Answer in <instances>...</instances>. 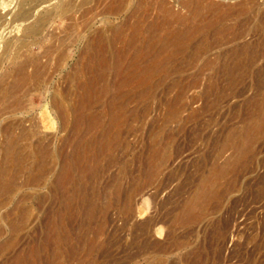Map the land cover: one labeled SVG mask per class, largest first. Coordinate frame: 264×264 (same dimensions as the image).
I'll return each mask as SVG.
<instances>
[{"label":"rangeland","instance_id":"rangeland-1","mask_svg":"<svg viewBox=\"0 0 264 264\" xmlns=\"http://www.w3.org/2000/svg\"><path fill=\"white\" fill-rule=\"evenodd\" d=\"M14 1L15 0H0V11L2 12L5 11L6 13L8 9H11V13H8L5 15V23L0 24V34H2V37L0 38V50H1L0 55L2 57L0 56V58L3 59L2 68L0 69V73L6 69L10 71L11 70L10 67H12L10 66V63H8V62L12 63V60L9 59L10 55L7 56V54L2 53L4 52L3 47L5 46L3 45H5V41L7 37L12 40H14L15 38H18V39L22 38L23 25H26L29 22L31 23L34 20V17H36V14L38 15L37 11L39 12L38 10L39 7H37L33 10L32 16H30L26 20L24 21L18 20L19 22L13 21L12 23L11 20H13V18L10 16H13L12 15L13 11L16 10V3L15 5H13ZM59 1H62V0H49L50 3H56V4H58ZM102 1L104 3V6H102ZM110 1L109 0H73L74 8L72 10L74 13L72 11L69 13V15L72 17L73 25L68 24L69 19H67V17L66 18L62 17L64 18L63 20L61 19L59 15L54 14L52 18H50V20H48V22L40 30V32L36 36H34L35 38L32 37L34 40H32L31 37L30 39H27L29 37L26 38L27 40H29V42L31 40L30 42L31 44L29 43L27 47L29 48L27 49V53L29 55L31 54V56L33 55L34 56L36 55V57L38 56V59L40 57L39 59L41 60L40 62L44 63L42 61H45L46 63V64L45 63L43 64L44 67L45 65L46 67L42 69V70H45L43 73L44 75L42 79L40 77H39L40 79L38 78L39 81H41L40 87L39 88L30 87L29 93H27V96H25V101L22 103V105L17 106L15 110H13L14 114L12 115L4 114L3 115L2 124H5L10 121H17V126H15V129H14L15 132H18L19 129L22 127L29 128V129L31 128L35 129L38 133V136H40V138L43 139L44 144L48 145L49 147H53L54 149L56 148V150L58 147L60 148V149L58 148V153L61 152L60 153L61 155L58 154V156H59V159L61 157L63 159L61 158L62 160L60 159L59 161L58 159L56 160L54 167L52 168L51 172L48 174V179L46 180L45 184L41 185L40 187H33V189H35L33 190L34 192H32L33 195L28 199L29 200L28 203L32 205L30 220L28 221L27 226L24 227V229H22L20 232H18L17 246L14 250L13 255L16 254V252L23 253L26 251L25 248L28 249L30 246L37 245L40 248V250L43 248L42 251L44 250L43 252H46L44 254L42 251H41L42 253H40L39 251L38 252L39 257L42 256L41 258H44V256L45 257L50 256L51 254H53L52 247H53V244L55 243L56 238L61 239L60 237L61 233L63 234L64 232L66 233L67 231L68 233L66 234L68 235L69 242L71 240V242L77 243L79 245L80 243L81 244L86 243V240H87V243L88 242L92 243V240H94L92 243L94 245V249L92 251L85 252L84 250H79V252L77 251L75 253L76 255L74 256L78 259L81 258L84 260H89V261L91 260V262L93 261L94 264H155L156 262H161V264H264V137L254 142L255 154L251 158L250 162L245 167L241 169L239 168L238 170L235 163L230 165L231 166L230 170H228L227 174L225 175V177L227 176L228 178L224 177L223 179L220 180L221 182L219 184V192H222V193L221 195H218V198L215 199L217 203L214 200L215 204L211 202V204L207 206L206 208L207 211L205 210L206 212H204L203 214L204 217L201 216L199 218L200 220L198 219L197 222H194L191 224H185V223L183 224L175 223L174 224L173 222H171L172 217H174L175 213L179 211V209L181 208V205L186 200V197H188L191 193H193V191L195 190L194 187L196 188L198 186L196 184H199L198 181L201 180L202 178L201 176L203 175L205 176V174L208 173V170L210 169H207V168H209V166L211 168V166H213V163L214 165H218V163L220 164V162L223 163V161L226 160L225 158L229 159L228 156L232 155L231 154L232 150H230V148H224L223 150H219L220 142L223 140L222 138H224L223 136H225V133L231 130L232 127L239 126L245 120V118H248L251 115L250 113L252 112V109H250L252 108L251 105H253V102L255 101V99L260 96L261 90H264V52L261 53V55L257 56L256 61L254 60L255 61L254 64L252 66L250 65L248 72H246L247 71L246 70L242 73V75H239V73L238 74L236 73L237 75L234 74L231 80L232 82L228 83V80L225 81L226 79L223 78L222 76L221 78L220 74L218 73L214 74L213 72H211L209 67H207L206 65V61H205V64H203L204 63L203 60L204 59L206 60L207 59L206 57H209L206 55L207 53H210L212 51L213 55H217V53L219 52L218 50L222 48V45H224V44L221 45V41L219 39L214 38L211 35H209V37H207L208 35H202L201 36V39H203V42H202L198 40L200 39L199 37L200 35H196L197 37L194 36L193 38H190L188 40L187 44L184 46V49L182 48L180 49V51L176 50L177 52L174 51L175 54L174 52L171 53L174 55H171V54L168 55L169 50H170L169 49L170 44L168 43L166 44L169 47V48H166L168 50L164 49V51L165 52L167 51V52L165 53L163 51V55H161V56H164V55L167 56L165 59H163V63H162L163 64L162 70L164 73L162 72L160 68L150 78L151 81H154L156 79L159 80L163 76L160 79L161 81L160 80H159L160 82L154 81V85H156L158 82L156 87L153 85L152 88L143 90L142 86L138 84L137 80L125 82L126 77L121 78V76L120 77L118 76L120 75L119 74L120 72L122 76H125L124 71L118 72L116 70V65H115V58H116L115 56L117 55L118 52L122 50L124 45H122L123 43H121L122 41L120 42V39H115L113 36H110L112 35V33L110 34V32H112L111 31L112 29L110 28H113L114 24L117 25L118 22H121L123 24L124 21L122 22V20H124V18L128 14V11H130L132 7L126 8L125 6H123V8L120 9L121 11L119 12V14H112L111 9L110 8L108 9V6H109L108 4H110L109 3ZM133 1L135 2V0ZM258 1H259V7L261 5L260 8H262L260 9L261 11L264 8V0H258ZM174 3L177 4L176 1ZM105 8L109 10L108 12V10L106 9L107 16L106 14L104 15V13L106 12ZM124 12L126 13V15ZM8 22H10V24H8ZM19 23H22L23 25H19L20 27H18ZM49 23L51 24L49 25ZM121 23L118 24V26L121 25ZM105 27H107L108 30ZM12 28L14 30H12ZM96 29L97 31H95ZM107 31L108 32L110 31L109 34H107ZM15 34H17V36ZM91 34H94L95 37L94 35H91ZM99 35H101L103 38L107 35L104 38L105 43H103L102 46L93 45L94 43H92V40L95 38L97 39ZM263 35L264 33L258 32L254 36H247V38L245 39L255 45V43L257 44L259 43ZM108 36H110L111 38L110 37L108 38ZM195 37L198 39H196ZM202 37H205V38H202ZM10 39H7V40H10ZM216 39H217V43H216ZM193 40H195V43H197V45L200 42L202 46L200 45V43H199L200 46H197L195 43H192ZM204 40L205 41L207 40L209 42V45L210 43L211 45L209 46L208 42L206 44ZM219 41L220 43H218ZM32 42H35L36 44L35 43L33 44ZM42 43H43V46H41ZM191 43L193 45L195 44L197 48L193 45H190ZM204 44H206L207 46ZM44 45L47 46L46 48L51 50L48 57L43 54V49H46ZM203 45L205 46V48L211 47V50L209 49L207 51L206 49H203L204 48ZM94 46H96L97 49ZM188 46H190L191 48H188ZM192 46L197 49V50L195 49L193 50V51H196V53L200 49H201L200 51H203V50L204 51L198 54H196L195 52L193 53V51L190 52V50L193 49ZM14 47L15 48H13L12 50L13 53H11V55L16 53V50H17L18 55L20 54V56L23 52H26L25 47L23 48L21 47L23 49L21 50L22 52L20 51L21 48H19L18 46L17 48L19 50L16 49V46ZM101 48L103 51L101 50ZM255 49L259 50V45ZM61 50H63L65 54L64 60L61 62L60 65H57L56 64L57 59L55 58V56L57 57L56 55L57 52H60ZM185 50H188V51H186L185 53ZM220 50L222 51L223 48ZM96 51L99 52V55L96 53ZM100 51L102 52V54H100ZM86 52L88 53L87 55L85 54ZM205 52L206 54H204ZM188 53H190V55ZM129 54L125 55L127 56V59H125V56L122 57L121 64L122 63L123 64L121 67L123 68L130 67L131 62L129 61V58H130ZM184 54L186 56L185 58L189 59L188 61H185L186 59L184 58ZM109 55L110 56L112 55L113 57L112 56L110 57ZM106 56H109L107 57L108 59L106 58ZM148 56L150 57L151 53H149ZM88 57H89V61L90 60L92 61L91 63L87 61ZM102 57H104V59L107 60V64L101 67L106 68L107 70L106 69L100 70L101 67L99 63L101 60H103ZM172 57L173 58L175 57V60L172 59ZM181 57H183L182 58L183 60L185 59L184 60L185 62L182 61V59H180ZM20 58H22V56L19 57V60ZM79 58L80 59L86 58V61H84L85 63L83 62V60H79ZM78 60H79V63L82 62V65L86 64L87 66L90 63V65L92 67L94 66V68L97 66L96 70L94 68L92 69L90 65H89L90 69L84 68L86 67L84 65H83L84 67L81 68L82 65L81 63L79 64L77 62ZM108 61H111L112 63ZM169 61H171L170 63L176 61L175 65L177 64V66L175 68L174 67L172 68V65H174V63L171 65ZM177 61L179 62L182 61V62L179 63ZM137 62H138L136 63L137 65L135 64L134 66L136 68H138V66L141 67L142 64L143 65L145 64V61L143 60H138ZM126 64H130V65L126 66ZM6 65H8L9 67ZM74 66L77 67V69H75ZM106 66L108 67L110 66L111 68L110 67L108 68ZM78 67L80 68L78 69ZM113 67L115 68V70ZM142 67L140 69H142ZM201 67H204V68H201ZM205 67L207 68L205 69ZM251 67L253 70L251 69ZM71 69H74V71H72ZM172 70L175 73H173ZM98 71H101V72H98ZM110 71H112L113 73L112 72L110 73ZM115 71L118 72V75L115 74L116 73ZM70 73H72L74 77L73 76L70 77L72 75ZM87 73H88V77H86ZM76 74L77 76L79 75L80 78L82 77V79H84V80H81V82L82 81L85 82L86 78L89 81L90 79H92L91 80L92 82L89 83V81H87L85 83L84 82L80 83L79 77L78 78L75 77ZM83 74H85L86 76ZM116 76H118L119 79ZM105 77L108 81L107 80L104 81ZM210 77L211 78L213 77V84H214L213 86L215 88L213 86L212 88L214 89L210 88L209 82L210 80H212V79H209ZM72 78L76 80L79 79L78 81L74 80L76 81L77 88L76 87L74 88L76 84L73 82ZM100 78H101V81H100ZM102 78H103V81H102ZM112 78L113 80H111ZM166 79L169 80V82ZM117 80H119V82ZM164 80L167 83L164 82ZM238 80L239 82L237 83ZM109 81L111 82L114 81V82L112 84ZM72 82L74 86L72 85ZM120 82L122 83L119 84ZM134 82H136L135 83L136 85L134 84ZM233 82L235 85L233 84ZM93 83L96 84V86ZM105 83L107 85H105ZM109 83L112 85H110ZM116 83L119 84L118 85L119 89ZM225 83L228 85H226ZM67 84L69 85L67 86ZM80 84L83 86H81ZM88 85H93L94 87L92 88L91 86L89 88ZM106 86L109 91L113 90L112 91L113 96L111 94V91L109 95L107 94L108 90L105 89ZM69 87H71V90L72 89L74 90V91L73 90L71 91L72 93L75 92L74 94L76 95V92H78V94L76 96H73L71 92H68V90L70 91ZM85 87H87L88 89H92V90L96 89V91H98L97 94L100 92V94L98 95H101V97H99L96 94V91H94L95 94H93L94 92L91 90L90 92L92 93V95L90 96L91 99H89L90 101L87 99L90 103H85L87 102V100H85L86 99L85 97L87 96H85L84 93L85 91L88 90ZM54 88L56 89V91L57 90L60 91L62 88L61 90L62 92L61 91L60 92L64 94L65 97L67 96V100H72L73 103L75 102L78 103L80 101V103L77 104V106L80 104H81L80 106H82L80 108L81 115L83 116V118L81 119V125L83 126L85 125V128L87 126L86 128L87 131H85V129H83V126H81L80 124L78 125V128L80 127L79 128L80 130L77 131V133H76V129L78 130L77 127H75V129L72 127L69 129L67 128L66 130H60L57 128L58 118H56L57 116H55V113L53 112V107L50 106V104H52V101H51L52 93L56 92ZM66 88H67V91L65 90ZM79 89L82 91H80ZM221 89H224L225 91L223 90L221 91ZM114 90L117 92H114ZM165 90L166 92H164ZM118 91L120 93H118ZM123 91H126V92H124V94L122 95L121 93H123ZM137 91H138V94L141 96L137 97L138 95L136 94ZM139 91L142 93H139ZM66 92L68 93L70 98H68V95ZM223 92L224 94L227 93L226 95H224V97H223V94L222 95L220 94ZM181 93L183 94L181 95V97H176L180 95ZM216 93H219V96L218 94L214 96ZM95 95L98 97H96ZM104 95L106 96L108 95V96L106 97ZM94 96L96 97V99ZM111 96L113 98H111ZM114 96L115 97L118 96L117 98H115L116 101L114 99ZM126 97H128L127 100L125 99ZM219 97H221L222 99H220ZM77 98H80V100ZM129 98L130 100H128ZM124 99L127 101V103L125 105H122L124 103L123 102ZM217 99H219L220 101ZM100 100H101V106L97 107L98 103H100L99 102ZM111 100H114L112 103L114 104L116 111L120 115L119 120H118L119 122L115 124L116 126L115 125L109 126L108 124V121H109L108 118L110 116V111H108L110 110V107L108 106L109 104L108 102H110ZM137 100L140 102L137 103L138 102ZM161 100H163V102H161ZM170 101L172 104H174L173 102L175 101L176 103L174 104V106L176 107L180 106L181 111L178 109L180 113L177 112L178 114L174 118L167 119L165 122L164 120L166 118L165 117H164L165 119L162 118L163 117L162 115L164 113L166 114L167 109H168L167 106H169ZM69 102L70 101H68L67 103ZM84 103L87 105L89 104V105L88 106L86 105L85 107ZM132 104L135 107H130ZM148 104H149V107H148ZM163 104L166 107L163 106ZM180 104L183 105V107ZM91 105L94 107V109H96L95 111L94 110L91 111L92 109ZM89 107H91V109H89ZM164 107L166 108V112L164 110L165 109ZM84 108L86 109L87 113L90 111L88 115L86 114V112H84L85 111ZM43 109H45L48 112L49 118H51L54 121L53 128L46 127V121L43 119V114H42L44 111ZM104 109H106V111L109 113L108 117H107L108 113L104 111ZM127 110H128V114H127ZM143 112L145 113V115ZM96 113L98 116L102 117L101 124L100 125L98 124V126L90 124L92 127L90 129L88 128L90 125L89 124H88L89 126L86 125L89 122L86 119L88 118L89 115L91 114L96 115ZM131 114L133 116H131L130 118ZM139 114H142L141 115L142 117H140ZM74 116L75 114L73 112L70 115V121L74 119ZM131 120L133 121V123ZM104 121L108 125L107 124L105 125ZM126 121L129 123H127ZM103 124L105 125L106 130H110L111 133H113L114 131L115 134H114V137L112 134V137H113L112 139L110 136V139H109L110 142L108 143L109 147H105L104 149H101V147H98L97 144H99L98 141L99 140L101 141V138L104 135L103 134L104 133ZM132 126H134V128ZM125 128H126V131H125ZM157 128L161 130L158 131L159 129L157 130ZM72 129H74L75 131L71 132ZM81 129L84 130V132H82ZM116 129L117 131H115ZM100 130H103V131H100ZM153 131L158 132L159 134L155 138H153L155 136V133ZM79 132H81L82 134ZM152 132L154 135H152ZM150 133H151V136H150ZM98 134L101 135V138L96 137L98 136ZM89 136L90 138H88ZM92 138L95 139L94 142H96V143L92 142L93 145L92 143H90ZM154 139L158 141H155ZM0 140H2L1 136H0ZM33 140H35V137L33 138ZM68 140L70 142H68ZM65 141L66 143H63ZM166 142L167 144H165ZM86 144H88L90 147ZM123 144H124V147L121 148ZM152 144H153V147H152ZM158 144H160V146ZM149 145L151 147H149ZM165 146H166V149H165ZM117 147L118 148L120 147L121 150H116L118 149ZM98 149H101V150H98ZM162 149L163 150L165 149V151H163ZM73 150H75L74 151L75 153L73 152ZM76 150H80V152L82 151V154ZM155 150L159 153H161V151L163 153L165 152V156L164 154L163 156L166 157V161L164 160L165 158H162L161 160L162 164L160 163V166L157 168L158 170L156 169L155 171H153L151 170L152 168H149L147 171H150L152 173L155 172V173L154 174L151 173V176L149 173H147L143 177L142 174L144 175L147 172L146 169L148 167H152L153 162L155 161V159L158 158V157L154 159L151 158L152 157L151 155ZM149 151L151 152L149 153ZM218 151H222V152L220 153ZM111 152L113 153L111 154ZM157 152H155L156 155L158 154ZM217 152L219 153V155ZM68 153H70L69 154L70 158L74 156L76 158L74 157L75 159L72 158L70 160ZM73 153L75 155H73ZM98 153L100 154L98 155L100 156L99 158L97 156ZM87 154L91 156L92 159L91 157L88 158ZM92 154H94L98 158V161L95 160L96 162V163L94 162L95 164L93 163V160L97 158H94V155L92 156ZM62 155H64L65 158ZM108 155L111 156L109 157L110 159L106 158L108 157ZM78 157H81V158H78ZM85 158L88 159L90 163H92V164L89 163V165H91L92 167L86 166ZM145 158L147 159L146 161L144 160ZM105 159L108 161H105ZM74 160H76L77 163L79 164H77ZM61 161H63V165L66 164L65 166H68L67 172H69L62 179L63 181V182L61 181L62 183L56 181L57 172L60 171L62 167ZM71 161H74L75 164H73V162ZM103 163L104 164L110 163V164L108 166L107 165L105 166ZM74 165L77 166L78 170L76 166ZM79 166L82 168L84 167L90 168V169H86L85 171L87 173L93 172V175L91 173V176L88 177V180H87L86 176H89L90 173L89 175H87L86 172L84 171L85 168L81 170L82 168L80 169ZM104 167L106 170L104 169ZM97 168L99 171L101 169L103 170H101L98 173ZM74 169L77 171H75ZM124 169H127V170H124ZM82 171L84 172V174ZM78 172L79 174L82 172V177L80 178L78 177L79 176ZM95 173L96 174L98 173L97 176H95L96 175ZM75 174H78V175H75ZM155 174L156 176L153 177V175ZM67 176H70L69 179L66 178ZM49 177L51 178L49 179ZM22 179L23 178L20 177L19 182H23ZM79 179L81 180L82 183L80 182ZM226 179H228L229 181ZM225 181H226L225 185L227 186L224 185ZM79 182H80V185H79ZM115 182L116 183L118 182V185ZM145 182H148V183H146L145 185ZM227 182L228 183L230 182L229 184L231 185H229ZM139 183L140 185H138ZM60 184H63L66 187L61 185L63 186V188L58 189V187L59 188L61 187ZM115 185H117V187L119 188L117 189ZM86 187H90V188L87 189ZM141 187L143 189H141ZM65 188H66L65 193L67 195L63 194ZM73 188L75 189V191L71 190ZM49 189L51 190V192H53V195L52 193L49 192L50 191ZM69 189L73 192L77 191L78 194L76 193L77 194L76 195V194L71 193ZM89 189L90 191L88 193ZM99 189H100V192H99ZM133 189H136L137 192L135 191L136 193L134 195L131 208L129 209V211H126L124 209V204H125L124 202L126 201V196L129 193V191ZM29 191H30V188L28 187L18 188L17 191H15L12 194L11 198L4 201V203L0 206V214L5 215L6 214L5 212L13 210L14 207L21 202L20 201L21 196L27 194ZM120 191H121V194H120ZM60 192L61 193L63 192L62 193L63 199L61 198ZM87 193L88 194L91 193L90 199ZM94 193H96V195H94ZM58 194H60V196H58ZM71 194L74 196V198L75 196H77V198H75L74 200H71L73 198ZM64 195L67 196V199L65 198ZM99 195H100V198H99ZM55 196H56V199H55ZM69 196H72V198H69ZM92 198L94 199V202ZM53 199L54 201H51ZM106 199L108 202H106ZM69 200H71L72 202ZM59 201L61 203H59ZM68 203L70 205H68ZM105 203H107V205H104ZM109 204H111L112 207H110L111 205L109 206ZM101 205L104 206L105 210ZM70 207L72 209H70ZM119 208H121L122 211L121 209L118 210ZM75 209L76 210L80 209V210L78 212H75L76 211ZM62 210L64 212H62ZM69 211L71 212V216H73L75 220L70 216ZM83 211L86 213H83ZM67 212L69 215L67 214ZM87 212H90V213H87ZM58 213H60L61 215H59ZM80 214H83V215L79 217ZM87 214H88V217H87ZM63 215H65L66 218ZM74 215H76V217ZM57 216L58 217L61 216V218L62 217L63 218L62 219L60 217L57 218ZM155 217L159 219L160 221L156 223L155 226L154 225L152 226L151 221ZM50 218H51V222L48 221L50 220ZM161 218L163 219L162 220L163 222H161ZM4 221H6V219ZM100 222H102V224ZM1 223L3 224V226H2V232L0 233V241H3L5 240V238L9 236L10 231L7 228L8 225L4 223L3 220ZM50 223H53L52 227ZM149 223L151 224L152 229ZM172 223L174 224L173 226H172ZM58 225L60 226L58 227ZM61 226L63 229L65 228L64 232L63 230H61ZM158 226L159 228H157ZM97 227L100 229L97 230L98 229ZM46 228H48V230H46ZM50 229L52 230V232H50ZM156 230L157 231L159 230V231L157 232ZM72 231L74 234L77 233L75 235L76 238H74L75 237L74 234L72 236ZM96 231H98L99 234L98 232L95 233ZM48 232L50 233L48 234ZM83 233L85 235H81ZM48 235L51 237V238L49 237L50 239L48 238ZM46 237H47V241H46ZM52 239H54L53 240L54 243L51 242ZM88 240H90L91 242ZM62 242L63 244L65 243V241H62ZM157 252H158V255H157ZM195 253H198V257L194 256V255H197ZM193 257L196 260L193 259Z\"/></svg>","mask_w":264,"mask_h":264},{"label":"bare ground","instance_id":"bare-ground-1","mask_svg":"<svg viewBox=\"0 0 264 264\" xmlns=\"http://www.w3.org/2000/svg\"><path fill=\"white\" fill-rule=\"evenodd\" d=\"M110 1V0H109ZM112 1V2H111ZM108 4V9L110 8L111 9V12L112 14H119V12L121 11L120 9L123 8V6H125L126 8L128 7H132L130 9V11H128V14L126 15V17L124 18V20H122L123 24L121 22H118V24L121 23V25L118 26L114 24V27L113 28H110L112 29L110 32V34L112 33V35L110 36H113L115 39H120V42L123 43L122 45L123 48L120 52L115 53V65H116V70L119 72V71H124V74L125 76H122L121 75V72L119 73L120 75H118V72L115 71L116 75H118L119 77L121 76L122 77H126V80L125 82L127 81H134V80H137L138 81V84L142 86V89L145 90V89H148V88H152V86L154 85V81H159V80H154V81H151L150 78L152 77V75L158 70L161 68L162 70V66H163V59H165L167 56L164 55V56H161L163 55V51L164 49L166 48H169V54L170 55L172 52L176 51V50H179L180 49H184V46L187 44L188 40L190 38H193L194 36L196 35H200V39H198L199 41H202L203 42V39H201V36L202 35H208L207 37H209V35L213 36L214 38H217L221 41V45H222V48L223 50L221 51L220 49L222 48H218L219 50V54L217 53V55H213V52L211 51L210 53H207L206 52L210 49L211 50V47H206L204 45L207 44V40L205 41L206 44L203 45V49H206L205 53L207 56L209 57H206L207 59L203 60L205 64V61H206V65L207 67H209V69L211 70V72H213L214 74L215 73H218L220 74V77L222 76L223 78H225L224 80L227 81L228 80V83L232 82V78L235 75H237L239 73V75H242V73L244 71L248 72L249 68H250V65L252 66L254 64V62L256 61V58L257 56L261 55V53L264 52V35L262 36L261 40L259 41V43H255V45L253 43H251L250 41L246 40L245 38H247V36H254L255 34H257L258 32H261V33H264V8L263 10L260 11V7H259V1L258 0H135V2L133 0H111ZM177 2V4H175L174 2ZM15 5L16 3V10L13 11V16H10L13 18V20H11V22L13 23L14 22H19L18 20H21V21H24L26 20L27 18H29L30 16H32V13H33V10L37 7L39 12L37 11L38 15L36 14V17H34V20L30 23H27L26 25H23L22 23H19L18 24V27H20L19 25H23V36L22 38L18 39V38H15L14 40L10 39L7 37V39H10V40H7L5 41V47L1 46L4 48V52L2 53H5L9 56V59L12 60V63L11 62H8L10 63V67L11 70L8 71L7 69L4 70L3 72L0 73V136L2 137V140H0V206L4 203V201H6L7 199L11 198L12 194L17 191L18 188L20 187H28L30 188V191L21 196L20 198V203L17 204L13 210H10L8 212H5L6 214L3 215V214H0V233L2 232V226L3 224L1 223L2 220L4 223H6L8 225V229L10 231V234L7 238H5V240L3 241H0V264H94V262L91 260H84V259H81V258H76L74 257L76 254V252L79 250H84L85 252H90L94 249V245L92 244L94 240H92V243H87V240H86V243L84 244H77V243H74V242H70L68 241V235L66 233H68L66 231V233L64 232L65 231V228L63 229L62 225L61 226V230H63V234L61 233L60 237L61 239H57L55 240V243H54V239L51 240V242H53V247H52V252L53 254H51L49 251V254L50 256H44V258H41L39 257L38 255V252L40 251V253H42V249L40 250V248L35 245V246H30L28 249L25 248V252L23 253H18L16 252V254L13 255L14 253V250L17 246V235H18V232H20L22 229H24V227L27 226L28 224V221L30 220V216H31V204L28 203V199L33 195L32 192H34L33 190V187H40L41 185L45 184L46 180L48 179V174L51 172L52 168L54 167L55 163H56V160L58 159V161L62 158L59 159V155H61L60 153V150L58 153V148L56 150V148L54 149L53 147H49L48 145L44 144L43 142V139L40 138V136H38V133L35 129L31 128H20L18 132H15L14 129H15V126H17V121H10V122H7L5 124H2V120H3V115L4 114H9V115H12L14 114L13 113V110H15V108L19 105H22V103L25 101V96H27V93H29L30 91V87H34V88H39L40 85H41V81H39V79L43 78V73L45 70H42L44 67V63L45 61H42L44 63H41L38 59V56L36 57V55L34 56H31V54L29 55L27 53V48L29 43V40L27 39H30V37H34L36 36L40 30L44 27V25L48 22V20H50V18H52V16L54 14H57L61 17V19L64 20V18L62 17H67V19H69V23L70 25H73V20H72V17L69 15V13L72 11L73 12V8H74V4H73V0H62V1H59L58 4L56 3H50L49 0H15L13 2ZM47 3V4H46ZM27 5V7H26ZM102 6H104V3L102 1ZM106 6V5H105ZM14 7V6H13ZM13 9V8H12ZM107 8H105L106 10ZM107 9V10H108ZM107 10L106 12L104 13V15L106 14L107 16ZM127 11V10H126ZM109 12V10H108ZM110 12V13H111ZM8 13H11V9H8L7 12L5 13L0 11V24L2 23H5V15L8 14ZM74 13V12H73ZM72 13V14H73ZM111 14V15H112ZM34 15V14H33ZM109 15V14H108ZM114 16V15H113ZM56 18V17H55ZM54 18V19H55ZM60 19V20H61ZM66 19V20H67ZM75 19V18H74ZM62 20V21H63ZM111 20V19H110ZM121 21V20H120ZM75 22V20H74ZM108 22V21H107ZM26 23V21H25ZM8 24H10V22H8ZM51 23H49L50 25ZM11 26V25H10ZM15 26V24H14ZM13 26V27H14ZM90 27V26H89ZM17 28V27H16ZM107 28V27H105ZM20 29V28H19ZM12 30H14L12 28ZM17 30V29H16ZM100 30V29H99ZM103 30V29H102ZM106 30V29H105ZM108 30V28H107ZM19 31V30H18ZM94 31V29H93ZM97 31V29L95 30ZM101 31V30H100ZM109 32L107 31V34H109ZM16 33V32H14ZM18 33V32H17ZM93 33V32H92ZM95 34V33H94ZM94 34H91V35H94ZM98 34V33H97ZM105 34V32H104ZM103 34V35H104ZM260 34V33H259ZM13 35V33H12ZM17 36V34H15ZM40 35V34H39ZM45 35V34H44ZM43 36V35H42ZM107 36V35H106ZM105 36V37H106ZM108 36V38L110 37ZM2 37V34H0V38ZM29 37V38H27ZM44 37V36H43ZM90 37V36H89ZM93 37V36H92ZM95 37V35H94ZM104 37V38H105ZM4 38V36H3ZM27 38V39H26ZM35 38V37H34ZM42 38V37H41ZM104 38L99 35V37H97V39H93L92 40V43H94L93 45H98V46H102L103 43H105V40ZM111 38V37H110ZM202 38H205V37H202ZM107 39V38H106ZM211 39V38H210ZM209 39V41H210ZM217 39H216V43H217ZM5 40V39H4ZM32 40H34L32 38ZM40 40V38H39ZM44 40V39H43ZM91 40V38H90ZM113 40V39H111ZM8 41V42H7ZM116 41V40H115ZM119 41V40H117ZM215 41V39H214ZM220 41L218 43H220ZM42 42V40H41ZM40 42V43H41ZM109 42V41H107ZM197 42V40H196ZM4 43V42H3ZM33 44L35 42H32ZM39 43V45H40ZM117 43V42H115ZM170 44V46L168 47L166 44ZM192 43H195V40H193ZM190 44V45H193V44ZM200 43V42H199ZM197 45V43H195L197 46H200V45ZM213 43V42H212ZM31 44V43H30ZM36 44V43H35ZM38 44V43H37ZM119 44V42H118ZM117 44V45H118ZM193 45L197 48L196 45ZM230 44V45H229ZM2 45V44H1ZM121 45V46H122ZM167 47H166V46ZM189 45V44H188ZM208 45H209V42H208ZM211 45V43H210ZM209 45V46H210ZM214 45V44H213ZM259 45V50H256L255 48ZM14 46H16V49L17 46L19 48H23L25 47V51L26 52H23L21 54L22 58H20L19 60V57L20 54L18 55L17 53V50H16V53L12 54V50L13 48H15ZM43 46V43L42 45ZM45 46V45H44ZM120 46V45H119ZM192 46V47H193ZM202 46V45H201ZM207 46V45H206ZM225 46V47H223ZM31 47V45H30ZM47 46H45L46 48ZM89 47V46H88ZM87 47V48H88ZM96 49L97 47L94 46ZM218 47V46H217ZM20 49L23 50V49ZM99 48V47H98ZM109 48V47H108ZM120 48V47H119ZM172 48V49H171ZM187 48V47H186ZM188 48H191L190 46H188ZM196 48L193 47L192 50H190V52H192L194 49L197 50ZM213 48V47H212ZM90 49V48H89ZM19 50V49H18ZM64 50V49H63ZM61 50L60 52H57V57L55 56V59L57 61V65H60L61 62L64 60V51ZM86 50V49H85ZM94 50V49H93ZM102 50V48H101ZM168 50V49H166ZM201 50V49H200ZM198 50L197 53L196 51H193V53L195 52L196 54L200 53V52H203V51H200ZM1 51V50H0ZM98 51V50H97ZM96 53L99 55V52ZM103 51V50H102ZM183 51V50H182ZM186 51L188 50H185V53ZM217 51V50H216ZM221 51V52H220ZM22 52V51H21ZM29 52V51H28ZM51 50H49L48 48L46 49H43V54L46 55L48 57V55L50 54ZM84 52V51H83ZM110 52V51H109ZM113 52V51H112ZM165 52V51H164ZM167 52V51H166ZM165 52V53H166ZM177 52V51H176ZM215 52V51H214ZM42 53V52H41ZM106 53V52H105ZM126 53V54H125ZM130 53V54H129ZM151 53V56L149 57L148 54ZM84 54V53H82ZM86 55L88 54L87 52L85 53ZM100 54H102V52L100 51ZM109 54V53H108ZM106 54V55H108ZM130 55V58H129V61L131 62L130 64H126V66L130 65V67H126V68H123L121 67L122 64H121V60H122V57L125 56V55ZM175 54V52H174ZM174 54H171V55H174ZM190 55V53H188ZM186 54V55H188ZM43 55V57H44ZM95 55V53H94ZM93 55V56H94ZM192 55V54H191ZM205 55V56H206ZM213 55V56H212ZM1 56V55H0ZM42 56V55H41ZM102 56V55H101ZM110 56V55H109ZM109 56H106L109 57ZM112 56V55H111ZM110 56V57H111ZM2 57V56H1ZM81 57V55H80ZM95 57V56H94ZM93 57V58H94ZM113 57V56H112ZM171 57V56H170ZM185 54H184V58H185ZM189 57V56H188ZM194 57V56H193ZM5 58V57H4ZM18 58V59H17ZM87 58V57H86ZM86 58L84 59H80L79 60H83L86 61ZM96 58V57H95ZM183 57H181L180 59H182ZM191 58V57H190ZM103 60L100 61L99 65L100 67L104 66L105 64H107V60L104 59V57H102ZM108 59V58H107ZM111 59V58H110ZM125 59H127V56H125ZM172 59L175 60V57ZM179 59V60H180ZM186 59V58H185ZM184 59V60H185ZM198 59V58H197ZM219 59V60H218ZM79 60L77 61L79 63ZM113 60V59H112ZM124 60V59H123ZM138 60H143L145 61V64L143 65L142 64V69H140L141 67L138 66V68L134 67L136 63H138L137 61ZM171 60V59H170ZM182 59V61H184ZM189 59H186L185 61H188ZM194 60V59H193ZM255 60V61H254ZM89 61V57H88V60ZM128 61V60H127ZM181 61V62H182ZM184 61V62H185ZM191 61V60H190ZM2 62H3V59L0 58V69L2 68ZM90 63L92 62L91 60L89 61ZM95 62V61H94ZM108 62H111V61H108ZM126 62V61H125ZM165 62V61H164ZM171 61H169L170 63ZM176 62V61H175ZM175 62H172L170 63L171 65L174 63V65H172V68L176 67L177 64L175 65ZM179 62V61H177ZM179 62V63H181ZM7 63V64H8ZM81 65H82V62H80ZM79 63V64H80ZM85 63V62H84ZM90 63L88 64L87 62V66L86 64H83L81 66L84 67V68H89L91 65ZM102 63V64H101ZM112 63V62H111ZM168 63V62H166ZM189 63V62H188ZM195 63V62H194ZM12 64V65H11ZM46 64V63H45ZM55 64V65H56ZM77 64V63H76ZM97 64V63H96ZM109 64V63H108ZM169 64V66H170ZM202 64V66H203ZM90 65V66H89ZM137 65V64H136ZM8 66V65H6ZM77 66V65H76ZM79 66V65H78ZM96 66V65H95ZM114 66V65H112ZM168 66V65H166ZM5 67V66H4ZM9 67V66H8ZM75 67V66H74ZM92 67V66H91ZM97 67V66H96ZM96 67L94 68V66L92 67V69L94 68L96 70ZM102 69H106V68H102ZM108 67V66H106ZM110 67V66H109ZM108 67V68H109ZM140 67V68H139ZM165 67V66H164ZM205 67V69L207 68ZM9 68V69H10ZM80 67H78L79 69ZM83 68V69H84ZM111 68V67H110ZM114 68V67H113ZM166 68V67H165ZM171 68V69H172ZM179 68V67H178ZM201 68H204V67H201ZM75 69H77V67H75ZM90 69V68H89ZM252 69V67H251ZM72 71H74V69H71ZM85 70V69H84ZM98 70V69H97ZM107 70V69H106ZM115 70V68H114ZM113 70V71H114ZM168 70V69H167ZM170 70V69H169ZM209 70V72H210ZM253 70V69H252ZM87 71V70H86ZM178 71V69H177ZM77 72V70H76ZM81 72V71H80ZM83 72V71H82ZM97 72V71H96ZM98 72H101V71H98ZM107 72V71H106ZM112 71H110L111 73ZM163 72V70H162ZM168 72V71H167ZM170 72V71H169ZM173 73H175L173 70H172ZM171 72V73H172ZM245 72V74H246ZM250 72V71H249ZM85 73V72H84ZM109 73V74H110ZM113 73V72H112ZM164 73V72H163ZM170 73V74H171ZM237 73V74H236ZM41 74V75H39ZM72 74V73H70ZM69 74V76H70ZM78 74V73H77ZM77 74L75 75V77H79V75L77 76ZM80 74V73H79ZM107 74V73H106ZM213 74V75H214ZM244 74V75H245ZM85 75V74H83ZM111 75V74H110ZM172 75V74H171ZM170 75V76H171ZM248 75V74H247ZM246 75V76H247ZM42 76V77H41ZM74 77V75L72 74L70 77ZM82 76V75H81ZM86 76V75H85ZM116 76V77H118ZM169 76V75H168ZM167 76V77H168ZM245 76V77H246ZM249 76V75H248ZM40 77V78H39ZM69 77V78H70ZM84 77V76H83ZM88 77V73H87V76ZM113 77V76H112ZM118 77V79H119ZM209 77V76H208ZM219 77V78H220ZM221 77V78H222ZM39 78V79H38ZM68 78V77H66ZM110 78V77H109ZM115 78V77H114ZM158 78V77H157ZM244 78V77H243ZM73 79V78H72ZM80 83L84 82L81 80H84L82 79V77L80 78ZM78 79V80H79ZM208 79V78H207ZM209 79H212L210 80L209 82V85H210V88H212V86L214 85L213 84V77L209 78ZM235 79V78H234ZM76 79H73V82L76 84V81H74ZM92 79L87 80L86 78V81H89V83H91ZM107 80L106 77L104 79V81ZM110 80V79H109ZM113 80V78L111 79ZM115 80V79H114ZM167 80V79H166ZM176 80V79H175ZM185 80V79H184ZM217 80V78H216ZM243 80V79H242ZM68 81V80H67ZM66 81V82H67ZM72 81V80H71ZM94 81V80H93ZM100 81H101V78H100ZM102 81H103V78H102ZM108 81V80H107ZM116 81V80H115ZM119 82V80H117ZM161 81V80H160ZM159 81V82H160ZM169 82V80H167ZM173 81V80H172ZM224 81V82H225ZM73 82H72V85H73ZM84 82V83H85ZM110 83L113 84V82L109 81ZM164 82H166L164 80ZM239 82V80L237 81V83ZM95 83V82H94ZM93 83V84H94ZM108 83V82H107ZM109 83V84H110ZM122 82H120L119 84H121ZM136 82H134L135 84ZM167 83V82H166ZM188 83V82H187ZM218 83V82H217ZM108 84V85H109ZM110 84V85H112ZM117 84V83H116ZM117 84V86L119 85ZM125 84V83H124ZM122 84V85H124ZM156 84V82H155ZM158 84V82H157ZM156 84V85H157ZM219 84V83H218ZM226 84V83H225ZM234 84V82H233ZM232 84V85H233ZM69 84H67L68 86ZM81 85V84H80ZM79 85V86H80ZM96 86V84H94ZM105 85H107L105 83ZM136 85V84H135ZM156 85H154L156 87ZM166 85V84H165ZM164 85V86H165ZM208 85V83H207ZM228 85V84H226ZM225 85V86H226ZM235 85V84H234ZM74 86V85H73ZM83 86V85H81ZM80 86V87H81ZM92 86V88L94 87L93 85H88V87L90 88ZM103 86V85H102ZM115 86V84H114ZM113 86V88H114ZM116 86V88H117ZM77 88V84L74 86V88ZM121 87V85H120ZM134 87V86H133ZM207 87V86H206ZM214 87V86H213ZM217 87V86H216ZM57 88V87H56ZM70 88V91L68 90V92H71V87ZM68 88V89H69ZM87 88V87H85ZM109 88V87H108ZM140 88V87H139ZM215 88V87H214ZM212 88V89H214ZM88 89V88H87ZM86 89V90H87ZM100 89V88H99ZM103 89V88H102ZM105 89H107V86L105 87ZM104 89V90H105ZM110 89V88H109ZM118 89H119V86H118ZM123 89V88H122ZM185 89V88H184ZM54 90L56 91V89L54 88ZM62 90V88H61ZM60 90V91H61ZM64 90V89H63ZM67 91V88L65 89ZM80 90V89H79ZM92 89H88L87 91H85V97L84 99L85 100H89L91 99L90 96L92 95L91 92ZM98 90V88H97ZM108 90V89H107ZM127 90V89H126ZM142 90V91H143ZM225 91L224 89H221V91ZM59 90H57L56 92L52 93V104H50V106L53 107V112L55 113V116H57L56 118H58V126L57 128L60 129V130H66L67 128H74L77 127L78 128V125L80 124L81 125V119L83 118V116L81 115V111H80V108L82 106L78 105L80 103V98H77L79 99L78 103H76L74 100V102L76 103H73L72 100H67V96L65 97L64 94H62ZM74 91V90H73ZM82 91V90H80ZM79 91V93H80ZM93 92L96 91V89L92 90ZM102 91V90H100ZM111 91V94L113 96V90H110ZM110 91L108 90L107 94L109 95L110 94ZM128 91V90H127ZM131 91V90H130ZM129 91V92H130ZM154 91V90H153ZM168 91V90H167ZM171 91V90H170ZM184 91V90H183ZM98 91H96V94H97ZM105 92V91H104ZM114 92H117L114 90ZM124 92L126 91H123V93H121L122 95L124 94ZM144 92V91H143ZM157 92V91H156ZM166 92V90L164 91ZM207 92V91H205ZM220 92V91H219ZM65 93V92H64ZM67 93V92H66ZM75 93V92H74ZM71 92V94H73V96H76L78 94V92H76V95ZM106 93V92H105ZM118 93H120L118 91ZM139 93H142L139 91ZM145 93V92H144ZM158 93V92H157ZM155 93V94H157ZM179 93V92H178ZM209 93V92H208ZM214 93V92H213ZM70 94V96H71ZM95 94V92L93 93ZM100 94V92L98 93ZM97 94V95H98ZM136 94H138V91L136 92ZM218 94L219 96V93H216L214 96H216ZM221 95L223 94V97L224 95V92L223 93H220ZM51 95V94H50ZM68 95V93H67ZM107 95V96H108ZM117 95V94H116ZM147 95V94H146ZM149 95V94H148ZM176 95V94H174ZM181 95H183L182 93L176 97H181ZM211 95V94H210ZM96 96V95H95ZM94 96V97H95ZM99 97H101V95H98ZM96 96V97H98ZM106 96V95H104ZM106 96V97H107ZM111 96V98H113ZM119 96V95H118ZM118 96H114V99L117 98ZM136 96V95H134ZM138 96H141V95H137ZM154 96V95H152ZM213 96V97H214ZM217 96V97H218ZM95 97V99H96ZM68 98L69 95H68ZM128 97H126L125 99L127 100ZM135 98V97H134ZM154 98V97H153ZM161 98V97H160ZM220 99H222L221 97H219ZM72 99V98H71ZM76 99V100H77ZM83 99V98H82ZM124 99V100H125ZM156 99V97H155ZM173 99V98H172ZM180 99V98H178ZM213 99V98H212ZM215 99V98H214ZM87 100V102L85 103H90L89 101ZM102 100V99H101ZM101 100L99 101L100 103H98L97 107L98 106H101ZM110 100V99H108ZM123 100V104L122 105H125L127 103V101L125 102ZM130 100V98L128 99ZM141 100V99H140ZM219 100V99H217ZM68 101H70L69 103H67ZM97 101V100H96ZM106 101V100H105ZM114 100H111L110 102H108V106L110 107V116H109V113L106 111V109H104V111H106L108 113L107 117L109 116V121H108V124L109 126H113L115 124H117L119 121V113L116 111V108L114 107V104L112 103ZM116 101V99H115ZM138 101V100H137ZM151 101V100H150ZM176 101V100H175ZM173 102L174 104L176 102ZM220 101V100H219ZM74 104H72V103ZM120 102V101H119ZM140 101H138L137 103H139ZM154 102V100H153ZM156 102V100H155ZM161 102H163V100H161ZM51 103V102H50ZM84 103V106L86 107L87 104ZM105 103V102H104ZM136 103V102H135ZM165 103V102H164ZM178 103V102H177ZM217 103V102H216ZM95 104V103H93ZM100 104V105H99ZM119 104V103H118ZM117 104V106H118ZM145 104V102H144ZM174 104L171 103L170 101V104L167 109V112H166V106L163 104V106H165L164 110L166 112V116L163 114L162 118H164L165 122L167 119H172L174 118L178 113H180V109L181 107H176L174 106ZM184 104V103H183ZM89 105V104H88ZM87 105V106H88ZM95 105V107H96ZM121 105V103H120ZM119 105V107H120ZM181 105V104H180ZM83 106V107H84ZM92 106V105H91ZM140 106V105H139ZM143 106V105H142ZM183 107V105H181ZM252 108V112L251 115L248 117V118H245V120L237 127H232L231 130H229L227 133H225V136H223L224 138H222L223 140L220 142V149L219 150H223L224 148H230V150H232L231 152V156H228L229 159L225 158L223 161V163L220 162V164L218 163V165H214L213 163V166H209V168L207 169H210L208 170V173L205 174V176H201V180L198 181L199 184H196L198 185L196 188L194 187V191L193 193H191L188 197H186V200L183 202V204L181 205V208L179 209L178 212L175 213L174 217H172V221L174 224H191V223H194V222H197V220L203 216L204 217V212H206V208L209 204H211V202H213L215 204L216 202V198H218V195H221L222 192H219V184H220V180L223 179L225 177V175L227 174L228 170H230V165H232L233 163L236 164L237 166V169L239 170V168H243L245 167L251 160V158L254 156L255 154V148H254V142H256L258 139H261L264 137V90H261V93H260V96L257 97L255 99V101L253 102V105H251ZM130 107H135L133 106V104L130 106ZM129 107V108H130ZM148 107H149V104H148ZM213 107V106H212ZM147 108V106H146ZM52 109V108H50ZM83 109V108H82ZM85 109V108H84ZM89 109H91V107H89ZM98 109V108H97ZM103 109V108H102ZM109 109V108H108ZM132 109V108H131ZM141 109V107H140ZM143 109V108H142ZM145 109V108H144ZM178 109L180 111H178ZM43 119L46 121V127H50V128H53L54 127V121L49 118V115H48V112L43 109ZM95 111L96 109H94V107L92 106V109L91 111ZM99 110V109H98ZM134 110V108H133ZM52 111V110H51ZM84 111V110H83ZM89 111V110H88ZM101 111V110H100ZM145 111V110H143ZM74 112L75 116H74V119L72 121H70V115ZM86 114L88 115V112L85 111ZM104 112V113H106ZM137 112V111H136ZM141 112V111H140ZM147 112V110H146ZM178 112V113H177ZM193 112V111H192ZM92 113V112H91ZM99 113V112H98ZM144 113V112H143ZM85 114V115H86ZM121 114V113H120ZM127 114H128V110H127ZM134 114V113H133ZM138 114V113H137ZM194 114V113H193ZM84 115V114H83ZM142 114H139L140 117ZM145 115V113H144ZM195 115V114H194ZM125 116V115H124ZM131 116H133L132 114L130 115V118ZM136 116V115H135ZM138 116V115H137ZM138 116V117H139ZM191 116V115H190ZM101 118L100 116L96 115L95 114H91L88 116V118L86 119L87 121H89L86 125H97L98 124L100 125L101 124ZM105 118V117H104ZM123 118V116H122ZM134 118V117H133ZM89 119V120H88ZM141 119V118H139ZM178 119V118H177ZM105 120V119H104ZM130 120V119H128ZM127 120V121H128ZM133 120V119H132ZM131 120V121H132ZM176 120V119H175ZM85 121V120H84ZM107 121V119H106ZM126 121V122H127ZM137 121V119H136ZM139 121V120H138ZM163 121V120H162ZM169 121V120H168ZM167 121V122H168ZM105 123V121H104ZM122 123V122H121ZM120 123V124H121ZM129 123V122H127ZM133 123V121H132ZM140 123V122H138ZM164 123V122H163ZM162 123V125H163ZM107 123H105L106 125ZM107 124V125H108ZM131 124V122H130ZM166 124V123H165ZM88 125V126H89ZM91 125L88 127V128H92ZM105 125L103 124V127H104V131L103 130H100V131H103L104 135L102 136L101 138V135L98 134V136H96L97 138H101V141L99 140L97 144L98 147H101V149H104L105 147H109L108 143L110 142L109 139H110V136H111V139L114 137V131L113 133H111L110 130H106L105 129ZM83 126V125H81ZM116 126V125H115ZM125 126V125H124ZM135 126V125H134ZM134 126H132L134 128ZM164 127V126H163ZM80 128V127H79ZM78 128V130L76 129V133L77 131H79L80 129ZM87 128V126H86ZM85 128V125L83 126V129H85V131H87ZM102 128V127H101ZM132 128V129H133ZM156 128V127H154ZM74 129H72L71 132L75 131ZM159 128H157L158 130ZM230 129V128H229ZM71 130V129H70ZM82 130V129H81ZM123 130V129H122ZM121 130V131H122ZM128 130V128H127ZM155 130V129H154ZM161 129H159L158 131H160ZM117 131V129L115 130ZM125 131H126V128H125ZM133 131V130H132ZM70 132V131H69ZM82 132H84V130H82ZM130 132V131H129ZM154 132V131H153ZM152 132V135H154ZM164 132V131H163ZM81 133V132H79ZM155 133V137H157L158 132H154ZM82 134V133H81ZM112 134H113V137H112ZM122 134V133H121ZM70 135V134H68ZM67 135V136H68ZM84 135V133H83ZM97 135V134H96ZM161 135V134H160ZM91 136V135H90ZM90 136L88 138H90ZM150 136H151V133H150ZM35 137V140H33V138ZM71 137V136H70ZM95 137V138H96ZM127 137V136H126ZM66 138V137H64ZM68 138V137H67ZM83 138V137H82ZM87 138V137H86ZM152 138V139H153ZM73 139V138H72ZM71 139V140H72ZM118 139V138H117ZM126 139V138H125ZM65 140V139H64ZM70 140V139H69ZM68 140V142H70ZM98 140V139H97ZM128 140V139H127ZM125 140V141H127ZM151 140V138H150ZM155 140V139H154ZM77 141V139H76ZM95 139L92 138L91 142H94ZM117 141V140H116ZM153 141V140H152ZM155 141H158V140H155ZM63 143H66L63 142ZM75 143V142H74ZM96 143V142H94ZM114 143V142H113ZM118 143V142H117ZM116 143V144H117ZM151 143V141H150ZM161 143V142H160ZM77 144V143H76ZM112 144V143H111ZM115 144V143H114ZM154 144V143H153ZM153 144H152V147H153ZM167 144V142L165 143ZM88 145V144H86ZM93 145V143H92ZM96 145V146H97ZM151 145V144H150ZM149 145V147H151ZM160 146V144H158ZM89 146V145H88ZM111 146V145H110ZM219 146V145H218ZM75 147V145H74ZM73 147V148H74ZM87 147V146H86ZM90 147V146H89ZM121 147V146H120ZM118 148L116 150H121V148L124 147V144L121 148ZM156 147V146H155ZM164 147V146H163ZM126 148V147H125ZM124 148V149H125ZM157 148V147H156ZM161 148V147H160ZM60 149V148H59ZM91 149V148H89ZM101 149H98V150H101ZM109 149V148H107ZM165 149H166V146H165ZM165 149L163 151H165ZM81 150V148H80ZM80 150H76V151H79V153L82 154V151L80 152ZM160 150V149H159ZM75 150H73L74 152ZM85 151V150H84ZM102 152V151H101ZM151 151H149L150 153ZM153 152V151H152ZM157 152L156 150L152 153V159L154 158H157L155 159V161L153 162L152 164V167H148L147 165V169L146 171L149 169V168H152L151 170L155 171L159 166H160V163L162 164V158H165L164 160L166 161V157L165 156V152L163 153L161 151V153L157 152L158 154L156 155ZM167 152V151H166ZM218 152H222V151H218ZM217 152V153H218ZM75 153V152H74ZM73 153V155H75ZM88 153V152H87ZM93 153V152H92ZM97 153V152H96ZM100 153V152H99ZM97 154L100 155V154ZM113 152H111L112 154ZM65 154V153H64ZM70 153H68V156H69ZM72 154V153H71ZM80 154V155H81ZM91 154V153H90ZM108 154V153H107ZM164 154V156H163ZM78 155V154H76ZM88 155V154H87ZM94 154H92L93 156ZM117 155V154H116ZM161 155V156H160ZM169 155V154H168ZM167 155V156H168ZM219 155V153H218ZM221 155V154H220ZM64 157V155H62ZM66 156V155H65ZM67 156V157H68ZM72 156V155H71ZM105 156V155H104ZM156 156V157H155ZM216 156V155H215ZM75 157V156H74ZM74 157H71L69 156L70 160ZM91 157L88 155V158ZM100 156H98L99 158ZM108 155V159H110ZM115 157V156H114ZM146 157V156H145ZM217 157V156H216ZM65 158V157H64ZM76 158V157H75ZM74 158V159H75ZM78 158H81V157H78ZM94 158H97L95 155H94ZM93 158V159H94ZM98 158L97 159H94L93 160V163L96 161H98ZM147 158V157H146ZM144 159L145 161L148 159ZM63 159V158H62ZM61 159V160H62ZM86 159V158H85ZM92 159V157H91ZM90 159V160H91ZM114 159V158H113ZM69 160V161H70ZM78 160V159H77ZM100 160V159H99ZM215 160V159H214ZM76 163L77 161L74 160ZM74 161H71L74 163ZM86 166H91L89 165V160L86 159ZM105 161H108L105 159ZM103 161V162H105ZM149 161V160H148ZM147 161V162H148ZM62 162V167L60 169L59 174L57 172V179L56 181L58 182H61L62 179L67 175V172L68 171V166H65L63 165V161ZM66 162V161H65ZM80 162V161H78ZM88 162V163H87ZM100 162V161H99ZM111 162V161H110ZM117 162V160H116ZM150 162V161H149ZM164 162V161H163ZM217 162V161H216ZM84 163V162H83ZM96 163V162H95ZM94 163V164H95ZM152 163V162H151ZM72 164V165H73ZM79 164V163H77ZM76 164V165H77ZM92 164V163H90ZM93 164V165H94ZM104 164V163H103ZM110 163H106L104 164L105 166L109 165ZM169 164V163H168ZM217 164V163H216ZM74 165V166H76ZM100 165V164H98ZM212 165V163H211ZM73 166V167H74ZM83 166V165H81ZM95 166V165H94ZM93 166V167H94ZM146 166V165H145ZM165 166V165H164ZM163 166V168H164ZM235 166V165H234ZM80 167V166H79ZM92 167V166H91ZM98 167V166H97ZM75 168V167H74ZM77 168V166H76ZM82 167H80L81 169ZM85 168V167H84ZM84 168H82L81 170H83ZM107 168V167H106ZM146 168V167H145ZM234 168V167H233ZM86 169H90V168H85L84 171ZM95 169V168H94ZM93 169V171H94ZM101 169V168H100ZM105 169V167H104ZM236 169V167H235ZM236 169V171H237ZM55 170V169H54ZM75 170V169H74ZM73 170V171H74ZM78 170V168H77ZM75 170V171H77ZM98 170V168H97ZM96 170V172H97ZM103 170V169H101ZM100 170V171H101ZM106 170V169H105ZM124 170H127V169H124ZM143 170V169H141ZM158 170V169H157ZM160 170V169H159ZM74 171V172H75ZM98 170V173L100 172ZM83 172V171H82ZM82 172L79 174V178L82 177ZM86 172V171H85ZM143 172V171H142ZM141 172V174H142ZM90 173V175H89ZM86 174L89 175V176H86L87 180H88V177L91 176V173L93 175V172H89ZM97 173V174H98ZM122 173V172H121ZM147 173L150 174L151 176V173L150 171H147L144 175L142 174V176L144 177ZM155 173V172H154ZM152 173V174H154ZM78 174H75V175H78ZM84 174V172H83ZM96 174V173H95ZM97 174L95 176H97ZM148 174V175H149ZM233 174V172H232ZM231 174V176H232ZM101 175V173H100ZM124 175V174H123ZM74 176V175H73ZM149 176V177H150ZM156 176L153 175V177ZM20 177H22L23 179V182H19V179ZM52 177V176H51ZM49 177V179L51 178ZM70 176H67L66 178L69 179ZM65 178V179H66ZM77 178V176H76ZM75 178V180H76ZM97 178V177H96ZM138 178V177H136ZM135 178V179H136ZM142 178V177H141ZM140 178V179H141ZM146 178V177H145ZM225 178H228L227 176ZM64 179V180H65ZM90 179V178H89ZM147 179V178H146ZM150 179V178H149ZM148 179V180H149ZM152 179V178H151ZM230 179V177H229ZM80 180V179H79ZM78 180V181H79ZM147 180V181H148ZM228 180V179H226ZM117 181V180H116ZM229 181V180H228ZM231 181V179H230ZM48 182V181H47ZM63 182V181H62ZM61 182V183H62ZM81 182V180H80ZM80 182H79V185H80ZM97 182V181H96ZM141 182V181H139ZM149 182V181H148ZM148 182H145V185L146 183ZM151 182V181H150ZM49 183V182H48ZM47 183V185H48ZM55 183V182H54ZM73 183V182H72ZM82 183V182H81ZM116 183V182H115ZM228 183V182H227ZM230 183V182H229ZM228 183V184H229ZM78 184V183H77ZM118 185V182L116 183ZM135 184V183H134ZM226 184V181L224 182V185ZM46 185V186H47ZM63 185V184H60V186ZM117 185H115L117 187ZM120 185V184H119ZM140 185V183L138 184ZM231 185V184H229ZM56 186V185H55ZM54 186V187H55ZM64 187H66L65 185H63ZM63 186H61L60 188L58 187V189H62ZM223 186V185H222ZM227 186V185H225ZM224 186V187H225ZM77 187V185H76ZM92 187V186H91ZM144 187V186H143ZM221 187V186H220ZM87 189L90 188V187H86ZM113 188V187H112ZM119 187H117L118 189ZM137 188V187H136ZM230 188V187H229ZM48 189V188H47ZM57 189V190H58ZM92 189V188H91ZM96 189V188H95ZM122 189V188H121ZM128 189V188H127ZM141 189H143L141 187ZM140 189V190H141ZM221 189V188H220ZM37 190V189H36ZM40 190V189H39ZM50 190V189H49ZM64 190V189H63ZM70 190V189H69ZM73 191H75V189H71ZM71 193L73 194H76V192H73L71 191ZM77 190V189H76ZM80 190V188H79ZM48 191V190H47ZM87 191V190H86ZM90 189L88 190V193H89ZM109 191V190H108ZM137 192L136 189H133L131 191H129V193L127 194L126 196V201L124 202V209L126 211H129V209L131 208V204L133 202V198H134V195L135 193ZM50 193H52L53 195V192H51V190L49 191ZM66 188L64 190V193L63 194H66ZM81 192V190H80ZM99 192H100V189H99ZM114 192V190H113ZM112 192V193H113ZM61 193V192H60ZM61 193V198L63 199V194ZM87 193V194H88ZM220 193V194H219ZM55 194V193H54ZM78 194V193H77ZM76 194V195H77ZM91 194V193H90ZM90 194H88L89 196V199H90ZM120 194H121V191H120ZM41 195V194H40ZM67 195V194H66ZM72 195V194H71ZM94 195H96V193H94ZM102 195V194H101ZM114 195V194H113ZM126 195V194H125ZM58 196H60V194H58ZM65 196V195H64ZM73 196V195H72ZM72 196H69V198H72ZM87 196V198H88ZM42 198V196H41ZM60 198V199H61ZM65 198L67 199V196H65ZM75 198H77V196H75ZM74 196L71 200H74L75 199ZM86 198V196H85ZM99 198H100V195H99ZM106 198V197H105ZM114 198V196H113ZM55 199H56V196H55ZM65 199V200H66ZM104 199V198H103ZM69 200V201H71ZM79 200V199H78ZM93 202H94V199L92 198ZM116 200V199H115ZM215 200V202H214ZM51 201H54L51 200ZM113 201V200H112ZM110 201V202H112ZM40 202V201H39ZM43 202V201H42ZM62 202V200H61ZM59 201V203H61ZM72 202V201H71ZM106 202L107 199H106ZM79 203V201H78ZM97 203V202H96ZM115 203V202H114ZM112 203V204H114ZM217 203V202H216ZM52 204V203H51ZM50 204V205H51ZM101 204V203H100ZM103 204V202H102ZM68 205H70L68 203ZM80 205V204H79ZM92 205V204H91ZM104 205H107V203H105ZM111 204H109L110 206ZM62 206V205H61ZM67 206V205H66ZM102 206V205H101ZM211 206V205H210ZM41 207V206H40ZM104 208V206H102ZM112 207V205L110 206ZM121 207V206H120ZM213 207V206H212ZM87 208V207H85ZM210 208V207H209ZM208 208V209H209ZM70 209H72L70 207ZM121 208H119L118 210H120ZM49 210V209H48ZM76 210V209H75ZM80 210V209H79ZM79 210H76L75 212H78ZM103 210V209H102ZM101 210V211H102ZM105 210V208H104ZM206 210V211H205ZM122 211V209H121ZM62 212H64L62 210ZM70 212V211H69ZM103 212V211H102ZM82 213V212H81ZM83 213H86L83 211ZM87 213H90V212H87ZM59 215H61L60 213H58ZM57 214V215H58ZM68 214V212H67ZM77 214V213H76ZM95 214V213H94ZM55 215V214H53ZM69 215V214H68ZM83 214H80L79 217H81ZM86 215V214H85ZM90 215V214H89ZM65 216V215H63ZM70 216H71V212H70ZM76 217V215H74ZM61 218V216H59ZM57 216V218H59ZM73 218V216H71ZM70 217V218H71ZM87 217H88V214H87ZM94 217V215H93ZM63 218V217H62ZM61 218V219H62ZM66 218V216H65ZM150 218V217H149ZM152 218V217H151ZM6 219V221H4ZM74 219V218H73ZM146 219V218H145ZM58 220V219H57ZM75 220V219H74ZM87 220V219H86ZM163 219L161 218V222ZM200 220V219H199ZM49 222H51V218L50 220H48ZM62 221V220H61ZM160 220L157 219L156 217L154 219H152L151 221V224L152 226L156 225V223H158ZM170 221V220H168ZM69 222V220H68ZM66 222V223H68ZM54 223V221H53ZM53 223H50L51 224V227H52V224ZM64 223V222H63ZM87 223V221H86ZM98 223V222H97ZM102 224V222H100ZM99 223V224H100ZM172 223V226L174 225ZM48 224V222H47ZM84 224V223H83ZM150 224V223H149ZM150 224V226H151ZM87 225V224H85ZM170 225V224H169ZM60 225H58L59 227ZM102 226V225H101ZM152 226H151V229H152ZM160 226V225H159ZM159 226L157 228H159ZM167 226V225H166ZM70 227V226H69ZM82 228V226H81ZM96 228V227H95ZM98 228V227H97ZM154 228V227H153ZM174 228V227H173ZM172 228V229H173ZM59 229V228H58ZM71 229V228H70ZM100 228H98L97 230H99ZM44 230V229H43ZM46 230H48V228H46ZM60 230V229H59ZM67 230V229H66ZM96 230V229H95ZM170 230V229H169ZM71 231V230H70ZM101 231V230H100ZM153 231V230H152ZM157 231V230H156ZM159 231V230H158ZM157 231V232H158ZM171 231V230H170ZM50 232H52V230L50 229ZM48 232V234L50 233ZM98 231H96L95 233H97ZM155 232V231H154ZM44 233V232H43ZM169 233V232H168ZM53 234V233H52ZM56 234V233H55ZM73 231H72V236H73ZM77 234V233H76ZM74 234V236L76 235ZM79 234V233H78ZM99 234V232H98ZM47 235V234H46ZM54 235V234H53ZM80 235V234H79ZM81 235H85L84 233L81 234ZM170 235V234H169ZM44 236V235H43ZM52 236V235H51ZM55 236V235H54ZM78 236V235H77ZM97 236V234H96ZM50 236L48 235V238ZM57 237V236H56ZM45 238V237H44ZM51 238V237H50ZM49 238V239H50ZM54 238V237H53ZM76 238V236L74 237ZM73 238V239H74ZM78 238V237H77ZM46 241H47V237H46ZM45 241V242H46ZM62 241H65V243L63 244ZM83 241V240H82ZM90 241V240H88ZM36 242V241H34ZM41 242V241H40ZM50 242V240H49ZM80 242V241H79ZM91 242V241H90ZM179 243V242H178ZM37 244V243H36ZM41 244V243H40ZM50 244V243H49ZM51 245V244H50ZM25 246V245H24ZM48 246V245H47ZM52 246V245H51ZM42 247V246H40ZM160 247V246H159ZM21 248V247H20ZM96 248V247H95ZM98 248V247H97ZM18 250V249H17ZM197 250V249H196ZM195 250V251H196ZM42 251V252H41ZM160 251V250H159ZM190 251V250H189ZM20 252V251H19ZM44 254L46 252H43ZM85 254V253H84ZM197 255H194L195 257L197 256L198 257V253H195ZM157 255H158V252H157ZM192 258V256H191ZM193 259H195L193 257ZM192 259V261H193ZM196 260V259H195ZM75 261V262H74ZM164 262V261H163ZM191 262V261H190ZM155 264H161V262H156Z\"/></svg>","mask_w":264,"mask_h":264}]
</instances>
